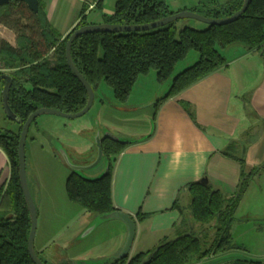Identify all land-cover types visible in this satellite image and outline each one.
<instances>
[{
    "label": "trees",
    "instance_id": "1",
    "mask_svg": "<svg viewBox=\"0 0 264 264\" xmlns=\"http://www.w3.org/2000/svg\"><path fill=\"white\" fill-rule=\"evenodd\" d=\"M218 1L208 0L200 14L223 18L237 11L243 3V0ZM99 5L98 0L96 6ZM22 7L19 17L29 22L25 26L20 19L15 22L19 33L17 46L4 40L0 43V69L9 70L8 73L0 71V75L8 74L12 78L8 106L21 119V122L14 121L17 129L0 126V148L10 165L9 179L0 186V264H34L27 250L30 216L18 177V140L23 122L39 108L74 113L81 110L87 101L84 86L66 63L65 44L69 33L61 37L51 26L40 0L37 13L31 12L21 1L10 0L0 7V18L10 17L12 12ZM85 10L86 5H83L74 28L89 23L83 15ZM189 10L195 11L193 8ZM172 13L166 0H116L112 13L105 15L103 21L143 24ZM0 22L7 24L3 19ZM238 42L248 50L264 48V0H249L244 12L230 23H205L202 29L188 25L178 27L174 21L145 31L84 33L73 40L71 58L94 91L101 81H105L118 101L127 100L139 75L154 69L159 83L171 77L169 90L161 98L165 99L219 68L224 58L218 48ZM191 50L198 53V59L173 74L176 64ZM3 84L4 79H0V90ZM160 101L157 100L154 107ZM35 123L36 119L31 125ZM127 143L107 135L101 136L102 155L106 157L108 167L105 173L93 178L70 170L65 181L70 201L95 216L119 210L111 198V177L115 159ZM239 162L240 178L233 194L227 195L200 181L188 183L189 216L185 215L184 209H179L181 220L174 225L172 236L164 237L151 249L99 264H199L202 261L201 264H209L206 260L229 251L245 250L233 241L230 229L237 220L235 210L249 180L261 173L264 164L246 173L243 158H239ZM130 217L143 220L146 214L137 212ZM230 264L263 262L234 258Z\"/></svg>",
    "mask_w": 264,
    "mask_h": 264
},
{
    "label": "crops",
    "instance_id": "2",
    "mask_svg": "<svg viewBox=\"0 0 264 264\" xmlns=\"http://www.w3.org/2000/svg\"><path fill=\"white\" fill-rule=\"evenodd\" d=\"M40 1L48 22L61 37L66 36L78 23L82 8L80 1L82 5H86L83 15L89 23L104 22L103 17L110 15L114 9L106 7V0H99V6H96L98 0ZM197 2L204 6L208 0ZM189 8L192 7L176 6L177 11ZM92 10L97 12L88 18L87 15ZM263 49L248 50L239 42L230 44L219 50L224 58V63L219 68L174 95L165 99H161L163 95L157 98L153 96L145 101L148 103L150 100L149 104L154 108L152 130L148 134L125 140L128 143L117 155L111 177V198L114 206L132 216L137 212L146 214L143 220L133 218L136 232L130 256L151 249L164 237L173 235L174 225L181 220L179 209H184L180 204L182 194L188 205V183L206 178L213 188L231 195L239 183V158H243L246 173L264 164ZM197 59L198 56H192V61L183 62L184 67L181 70ZM150 73L149 70L147 75ZM137 78L134 85L141 79L140 76ZM98 88L94 91V97ZM130 98L129 95L126 101ZM152 98L156 100L152 102ZM157 100L161 101L154 107ZM40 116L28 130L29 153L25 148L26 177L31 196L42 173H51L50 165L58 163L64 166L65 162L59 156L57 145L67 154L75 152L76 155L87 154L91 152L92 146H96V133L90 121L85 119L80 122H61L55 118H39ZM83 165L85 164L81 166ZM9 176V161L0 148V186L6 184ZM96 176L98 174L92 177ZM234 215L237 220L230 229L232 236L234 229L241 226L236 224L240 220L248 221L243 223L248 226L243 230L244 233L256 230L258 224L264 223V169L249 180ZM123 227L124 235L117 250L84 258L96 263L116 256L126 239V226ZM43 238L38 248L34 242L35 251L41 256L51 257L49 249L55 245L58 261L56 264H72L74 259L83 261L82 257H78L80 255L72 253L74 242L66 240L62 244L59 235ZM235 243L243 246V251H246L245 243ZM66 244L70 246L66 247ZM263 249L264 245H261L260 250ZM233 252L226 253L231 260L234 259L231 257ZM255 254L251 255L259 258ZM218 257L206 260V263L223 264V261L217 260ZM254 258L242 259L258 260ZM259 261L263 262L262 259Z\"/></svg>",
    "mask_w": 264,
    "mask_h": 264
},
{
    "label": "rangeland",
    "instance_id": "3",
    "mask_svg": "<svg viewBox=\"0 0 264 264\" xmlns=\"http://www.w3.org/2000/svg\"><path fill=\"white\" fill-rule=\"evenodd\" d=\"M114 1L115 0H106V7L113 9L115 4ZM197 1L198 0H166L169 8L174 10V12L177 11L176 6H180V8H182V5H187L188 7H192L195 12L203 13L204 7L202 4H198ZM79 4L83 6L81 1ZM63 5L68 7L66 2H63ZM23 9L24 8L22 7L17 9L15 12H12L10 17L7 16L0 18L8 24L0 22V43L4 40L12 46H17L16 38L19 33L15 27V22L20 19L18 14L19 10L22 11ZM5 11L6 9L3 10V12ZM94 12L97 11L92 10L87 17L91 18ZM19 21L23 24V26L27 25L29 22V20L25 18H21ZM176 25L178 27L188 25L196 29H202L205 27L204 22L193 18L178 19L176 20ZM218 49L220 50L221 48ZM192 56L197 57L198 53L191 50L183 60L176 64L173 74H176L184 67L182 66L183 62L192 61ZM192 63L193 62H191V64ZM0 71L4 73L9 72L7 69H0ZM150 72L151 73L149 75H147L148 73L139 75L141 79H139V81H137V85H134L131 89V93L129 94L131 98L129 101H118L114 97L112 88L105 81H101L100 84L102 85L100 86L99 84L100 87H97L98 90L96 91L94 102L84 115L76 118L60 119V117L51 114H42L43 117L40 116L39 118H55L61 122H80L86 119L88 122L90 121V125L92 126V129H94L95 133L100 132L101 136L105 135V133H110L123 141L132 137L148 134L151 132L153 127L152 115L154 108L152 104H149L150 100L148 103L145 101L153 96L156 98L161 97L162 95L164 96L169 89L171 79L170 77L165 82L159 83L155 77V70L150 69ZM156 98H152L151 101L153 102ZM37 119L38 117L36 120ZM0 126L6 129H17V124L8 119L4 114L2 105V90H0ZM25 148L29 153L30 136L26 139ZM56 149L58 152L60 151L58 145ZM67 155L72 164H85L83 166H87L96 159L97 149L96 146H92L91 152H88L87 154L84 153L83 155H76L74 152ZM63 165L64 166L58 163H55L54 166L50 165L51 173L44 171L46 174L42 173V177L37 179V184L34 189H32L33 201L37 207V226L34 238L35 246L36 248L40 246V242L44 240L43 237L52 238L59 235L60 243L63 244L66 240L74 242L72 243L74 244L72 245V253L74 252L80 255L78 257H82V262L92 264L88 258L84 257H93L101 252L112 253L117 250L124 235H122V233L124 232L123 226L125 224L117 218H109L98 222L96 219L97 217L92 212H89L85 208L70 201L65 188V181L70 173V169L66 163H63ZM106 167L107 159L102 155L101 159L94 166L87 169H81L78 173L83 177H86V175H91L89 177H92L96 174H98L97 177H99L104 173ZM180 204L185 209V215L189 216L186 200L184 199L183 194L180 198ZM96 221L97 223H95ZM247 222L248 221L244 220L238 221L236 224H241V226L234 229L232 236L234 242L245 243L246 251L233 250V256L231 257L240 259L254 258L251 254L256 253L255 255H258L259 258L254 259H262L264 262V249L260 250L261 245H264V223L262 222L261 224H258V226H256V230H250L244 233L243 230L248 226L243 223ZM87 223L88 225L90 223H93L91 225H97L87 235L81 237ZM91 225L87 226V228L91 227ZM67 245L68 244H66V247ZM69 246L70 245H68V247ZM56 248L57 247L53 245L49 249V252L52 254L51 257L45 258L39 254L40 258L47 261L48 264H56L58 262L56 259ZM116 255H118V252ZM222 255L221 257H218L217 260L223 261V264H230L231 259L228 258V254L225 253ZM111 259H113V257ZM71 262L72 264L82 263L77 261V259H74ZM96 263L99 264L102 262Z\"/></svg>",
    "mask_w": 264,
    "mask_h": 264
},
{
    "label": "water",
    "instance_id": "4",
    "mask_svg": "<svg viewBox=\"0 0 264 264\" xmlns=\"http://www.w3.org/2000/svg\"><path fill=\"white\" fill-rule=\"evenodd\" d=\"M10 0H0V7L4 4H7ZM23 2L28 9L33 12L37 13L38 11V0H18ZM249 3V0H243L242 6L235 11L233 14L223 17V18H212L208 16H204L200 13H197L192 10L188 9H182L173 12L172 14L165 16L163 18H160L158 20L152 21V22H147L143 24H111L107 22H102V23H88L86 25L80 26L78 28H73L68 35V38L66 40L65 44V59L68 67L72 71V73L76 76V78L81 82V84L84 86L86 93H87V101L84 107L74 113H64L61 112L57 109L53 108H39L35 111H33L29 116L25 119V121L22 124L20 135H19V140H18V177H19V183L21 186V190L24 196V200L29 212L30 216V231L29 235L27 238V250L28 254L34 264H46L43 262L36 254L35 248H34V236L36 232V226H37V209L34 204V201L32 199L28 183H27V177H26V157H25V144H26V139H27V134L29 127L31 125V122L36 119L38 116L42 114H51V115H56V116H61L65 118H76L84 115L92 106L93 101H94V90L90 86V84L84 79V77L78 72L76 69L72 58H71V45L72 42L75 38L78 36L84 34V33H89V32H124V31H145L149 29H153L159 26H163L167 23L174 22L178 19L181 18H193L198 21L204 22L206 24H226L230 23L234 20H236L246 9L247 5ZM0 79H4V84L2 87V105H3V110L5 116L15 122H21V119L16 117L10 110L8 106V90L11 84L12 78L8 74H2L0 75ZM105 135L109 136L110 138L114 140H120L119 138L113 136L110 133H105ZM123 141V140H120ZM125 141V140H124ZM95 144L97 148V157L92 162L91 164L87 166H81V165H74L70 162L67 153L65 150L62 148H59V154L61 158H63L64 162L66 165L70 168V170L78 172L81 169H87L89 167L94 166L102 157V147H101V135L100 132L96 133L95 136ZM244 152V146H242V153ZM108 167V165H107ZM106 167V169H107ZM105 169V171H106ZM104 171V173H105ZM201 183L206 184L207 179L206 178H201L199 180ZM97 221H103L109 218H117L120 219L126 226L127 234H126V239L125 242L118 253L115 257H121V256H127L130 252V248L132 245V242L134 240L135 236V221L132 217H130V214L123 212L121 210L118 211H113L108 214L104 215H98L96 216ZM97 221L95 223H97ZM94 223V222H93ZM90 223L89 225L93 224ZM88 225V226H89ZM97 225V224H96ZM91 225L89 228H85L84 232L81 237L87 235L95 226ZM113 257V258H115ZM102 263L105 262L104 260L101 261ZM78 264V263H76ZM79 264H88L87 262H82ZM92 264H97V263H92Z\"/></svg>",
    "mask_w": 264,
    "mask_h": 264
},
{
    "label": "flooded vegetation",
    "instance_id": "5",
    "mask_svg": "<svg viewBox=\"0 0 264 264\" xmlns=\"http://www.w3.org/2000/svg\"><path fill=\"white\" fill-rule=\"evenodd\" d=\"M78 173V172H77Z\"/></svg>",
    "mask_w": 264,
    "mask_h": 264
}]
</instances>
